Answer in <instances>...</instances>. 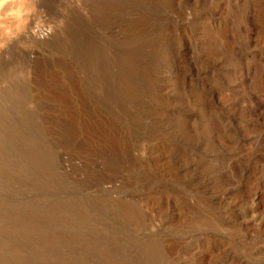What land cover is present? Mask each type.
<instances>
[{
    "label": "rangeland",
    "instance_id": "rangeland-1",
    "mask_svg": "<svg viewBox=\"0 0 264 264\" xmlns=\"http://www.w3.org/2000/svg\"><path fill=\"white\" fill-rule=\"evenodd\" d=\"M29 3L0 264H264V0Z\"/></svg>",
    "mask_w": 264,
    "mask_h": 264
},
{
    "label": "bare ground",
    "instance_id": "bare-ground-1",
    "mask_svg": "<svg viewBox=\"0 0 264 264\" xmlns=\"http://www.w3.org/2000/svg\"><path fill=\"white\" fill-rule=\"evenodd\" d=\"M30 1L31 0H24V4H23L24 15H23L22 19H17L16 17H9V16L5 15V13H7L9 10L19 7L20 5L18 3H16V4L10 3L8 5H5L3 12H0V16L3 17L2 19H0V36L2 37V38H0V42L4 43V45L6 44V46H7L8 44H10V42L12 45H14V43H15L14 40H17L18 37H20V33H19L18 29L16 28L17 23H27V24L30 23L31 11L27 10L28 7L31 6V5H29ZM33 5L34 4H32V6ZM33 7H31V8H33ZM7 22H9L11 24L9 27L6 26ZM7 42H9V43L7 44ZM246 223L253 224L254 226H260L258 220L256 219L255 212H251L250 216L246 220Z\"/></svg>",
    "mask_w": 264,
    "mask_h": 264
},
{
    "label": "clouds",
    "instance_id": "clouds-1",
    "mask_svg": "<svg viewBox=\"0 0 264 264\" xmlns=\"http://www.w3.org/2000/svg\"><path fill=\"white\" fill-rule=\"evenodd\" d=\"M10 3L13 4L18 3L20 6L15 9L9 10L7 13H5V15L9 17H16L17 19H22L24 15V11H23L24 0H0V12H3L5 5H8ZM2 18L3 17L0 16V19Z\"/></svg>",
    "mask_w": 264,
    "mask_h": 264
}]
</instances>
